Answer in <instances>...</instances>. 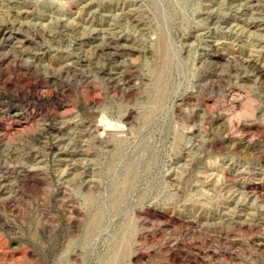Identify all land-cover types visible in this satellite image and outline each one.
<instances>
[{"label": "rangeland", "instance_id": "rangeland-1", "mask_svg": "<svg viewBox=\"0 0 264 264\" xmlns=\"http://www.w3.org/2000/svg\"><path fill=\"white\" fill-rule=\"evenodd\" d=\"M7 25L0 264H264V0H0Z\"/></svg>", "mask_w": 264, "mask_h": 264}, {"label": "bare ground", "instance_id": "bare-ground-1", "mask_svg": "<svg viewBox=\"0 0 264 264\" xmlns=\"http://www.w3.org/2000/svg\"><path fill=\"white\" fill-rule=\"evenodd\" d=\"M212 18V17H211ZM15 35H16V33L14 32V30L9 26V25H7V26H3V27H1V29H0V49L2 48V47H4V45L5 44H11L12 43V41L13 40H15L16 38H15ZM23 43H26L25 41H22ZM122 47V46H121ZM101 48V47H100ZM125 48V47H124ZM131 48V47H130ZM4 50V49H3ZM124 51V50H123ZM3 52V51H2ZM127 52V51H126ZM2 54V53H1ZM18 54V53H17ZM104 55V54H103ZM102 55V56H103ZM2 56V55H1ZM4 56V55H3ZM6 57H8V55L6 56ZM5 60V59H4ZM7 60V59H6ZM9 60H11V59H9ZM8 60V61H9ZM245 61V60H244ZM89 63V62H88ZM5 66V65H4ZM25 67V66H24ZM256 67V66H255ZM258 70V73L261 75V77H263L264 78V70L263 69H261V68H258L257 69ZM127 72V71H126ZM128 73V72H127ZM8 79H10V78H8ZM129 79V78H128ZM1 82V81H0ZM1 84V83H0ZM8 83L6 82V85H7ZM11 85V84H10ZM1 87V86H0ZM6 87V86H5ZM4 87V88H5ZM40 89V88H39ZM7 91V90H6ZM40 91V90H39ZM2 93V92H1ZM6 93V92H5ZM8 93V92H7ZM40 93V92H39ZM243 94V93H242ZM4 95V94H3ZM39 95V94H38ZM40 95H42V94H40ZM39 95V96H40ZM12 98H13V96H12ZM41 98V97H40ZM233 102H234V104L236 103L237 104V107L239 108V109H237V110H239V111H242V110H244V104H243V100H242V97H241V94H240V92H238L237 94H235V95H233ZM5 100V99H4ZM44 101V100H43ZM12 102V101H11ZM62 102V101H61ZM232 102V101H231ZM245 103V102H244ZM6 104V103H5ZM5 104H3V106L5 105ZM10 104V103H9ZM1 106V105H0ZM8 106V105H7ZM233 106V105H232ZM234 107V106H233ZM5 108V107H4ZM235 110V109H234ZM251 115V114H250ZM131 119V118H130ZM121 125V124H120ZM245 125V124H244ZM123 126V125H122ZM246 126V125H245ZM68 127V126H67ZM255 127V126H254ZM258 127V126H257ZM247 128H249V127H247Z\"/></svg>", "mask_w": 264, "mask_h": 264}]
</instances>
